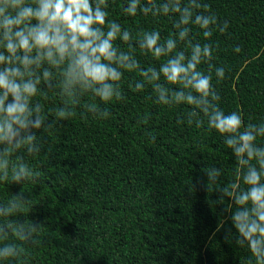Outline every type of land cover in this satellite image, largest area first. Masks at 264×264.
I'll return each instance as SVG.
<instances>
[{
    "label": "trees",
    "instance_id": "16d2710c",
    "mask_svg": "<svg viewBox=\"0 0 264 264\" xmlns=\"http://www.w3.org/2000/svg\"><path fill=\"white\" fill-rule=\"evenodd\" d=\"M188 2L181 0V7ZM195 2L207 4V11H197L214 15L217 22L207 39L198 26L187 25L188 37L180 41L174 27L178 14H144L141 7L150 6L141 0L137 14L129 16L125 9L131 0H107L108 20L130 33L128 42L118 39L116 45L139 63L137 69L123 70L120 100L104 104L79 89L70 98L60 69H52L45 82L42 72L48 66L33 68L41 81L30 108L32 119L42 116L43 123L22 130L16 140L28 134L35 139L19 148L13 141L7 156L8 144H0V210L15 205L11 213L0 212V250L11 245L18 253L0 264H256L247 241L237 243L243 238L232 214L234 195L246 190L243 176L250 166L259 172V165L255 160L238 164L227 138L208 128L203 113L191 116L192 105L155 102V84L170 97L185 91L179 84L170 85L163 76L149 83L140 74L149 68L159 72L179 52L187 64L189 41L211 44V61L197 70L212 75L219 97L213 103L226 115L239 113L241 131L248 124L258 131L264 124V0ZM154 3L159 9L168 0ZM153 31L161 44L176 39L169 57L140 49L143 34ZM0 53L7 55L3 47ZM6 66L0 64V70ZM216 68L224 69L222 79ZM137 83L144 87L137 90ZM92 104L107 109L108 116L90 111ZM61 109L71 115L58 118ZM254 146L264 149V137H257ZM22 165L28 175L16 181L13 175ZM206 169L219 175L210 180Z\"/></svg>",
    "mask_w": 264,
    "mask_h": 264
},
{
    "label": "clouds",
    "instance_id": "9594fccd",
    "mask_svg": "<svg viewBox=\"0 0 264 264\" xmlns=\"http://www.w3.org/2000/svg\"><path fill=\"white\" fill-rule=\"evenodd\" d=\"M140 3L141 0H131L125 13L135 16ZM147 3L150 7L140 9L144 14L153 11L155 15L162 11L164 15H179V21L174 27L179 29L177 35L180 41H185L188 37L187 25L198 26L207 39L212 35L211 26L217 22L214 15L197 11L201 8L207 11L209 6L196 3L195 0H189L184 7H181V0H168L159 9L154 0H147ZM106 8L107 0H95V4L93 0H0V47L7 52V55L0 53V64L7 65L0 70V144L7 143L9 146L5 148L3 155L10 154L13 141H16V148L21 147L22 142L31 144L35 139L32 134L23 137V141L16 138L21 135L22 130L30 127L39 129L43 123L42 116L32 119L30 103L36 97L37 85L41 81V76L33 68L48 66L42 72L45 82L50 80L52 69H60L64 78V93L70 98L77 89L82 93L91 92L94 98L104 104L122 98L120 81L123 70L137 69L139 63L116 45L118 39L128 42L130 33L122 31L119 23L108 20ZM226 28L227 24L220 30L224 31ZM176 44V39L172 37L161 44L158 31L145 32L139 42L140 49L156 58L169 57ZM188 44L191 54L187 64L184 63V54L179 52L161 64L159 72L149 68L147 71L142 70L140 74L149 83L158 81L163 76L168 84H179L185 91L175 92L171 97L166 88L155 84V102L168 106L180 103L192 105L191 116L203 113L207 118L208 128L227 138L226 146L237 157L238 164L247 165L255 160L259 165V172L254 166H250L243 176L246 190H240L234 195L236 210L232 215L235 228L243 238L237 243L247 241L248 250L256 264H264V183H261L264 178V149L254 146L257 137H264V124H261L258 131L252 124L241 131V115L237 112L226 115L213 103L219 97L212 88V75L197 70L200 64L211 61L212 45H192L190 41ZM215 75L222 79L224 69L216 68ZM143 87L142 83L136 84L137 90ZM9 96L12 100L6 104ZM195 109H199V112ZM90 111L103 117L108 116L107 109L100 110L97 104H92ZM69 115L71 113H66L64 109L57 112L60 119ZM202 122L199 121L198 126ZM2 166L7 167V160L3 161ZM205 171L210 180L219 175L215 170ZM22 175H28L23 165L19 172L14 173L13 179L19 181ZM224 192L233 196L227 188ZM14 207L15 205L0 212L11 213ZM32 230L35 231L34 228ZM16 235L25 239L20 231ZM17 254L16 247L5 245L0 250V259L15 257Z\"/></svg>",
    "mask_w": 264,
    "mask_h": 264
}]
</instances>
